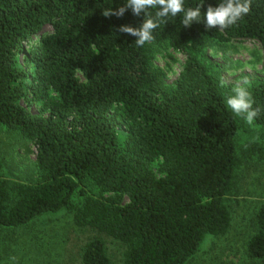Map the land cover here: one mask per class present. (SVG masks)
I'll list each match as a JSON object with an SVG mask.
<instances>
[{
	"label": "trees",
	"instance_id": "obj_1",
	"mask_svg": "<svg viewBox=\"0 0 264 264\" xmlns=\"http://www.w3.org/2000/svg\"><path fill=\"white\" fill-rule=\"evenodd\" d=\"M216 3L205 0L202 11ZM111 4L0 0V125L35 147L37 171L27 183L0 174V236L70 207L79 193L75 223L121 241L123 264H188L206 235L230 227L225 198L238 131L218 80L196 54L205 48L204 34L256 40L264 52V0H250L249 13L224 29L184 28L179 16L169 18L142 48L118 29L143 17L130 10L103 16ZM163 43L187 55L173 87L152 64L153 44ZM250 91L264 108V81ZM34 101L41 102L38 114L23 105ZM112 107L119 112L110 115ZM255 123L264 130V112ZM87 181L99 196L86 191ZM256 221L247 253L264 264V205ZM82 261L111 264L98 238L85 245Z\"/></svg>",
	"mask_w": 264,
	"mask_h": 264
},
{
	"label": "rangeland",
	"instance_id": "obj_2",
	"mask_svg": "<svg viewBox=\"0 0 264 264\" xmlns=\"http://www.w3.org/2000/svg\"><path fill=\"white\" fill-rule=\"evenodd\" d=\"M204 40L205 48L196 56L207 65L218 82L221 79L225 81L222 88L225 96L237 82L246 81L250 89L253 83L264 81V52L258 41L221 42L208 34H204ZM151 55L153 66L164 73L166 85L173 87L187 55L168 43L153 44ZM23 105L34 114L40 113L41 102H23ZM118 112L112 107L110 115ZM236 120L235 176L232 189L225 198L231 224L224 235H206L188 264H262L249 258L247 243L258 230L256 214L264 205V130L256 123L249 126L239 118ZM35 154V147L30 142L0 125V174L3 177L11 182L33 181L37 176ZM158 167L159 161L151 163V168L160 176ZM86 185L89 194L100 195L92 182L87 181ZM82 203L83 198L77 193L70 207L44 214L29 224L4 230L0 236L1 264H83L84 247L94 238L103 241L111 264H123L126 247L121 241L75 223L74 214Z\"/></svg>",
	"mask_w": 264,
	"mask_h": 264
},
{
	"label": "clouds",
	"instance_id": "obj_3",
	"mask_svg": "<svg viewBox=\"0 0 264 264\" xmlns=\"http://www.w3.org/2000/svg\"><path fill=\"white\" fill-rule=\"evenodd\" d=\"M205 0H199L195 6H186L185 0H122L113 7L106 6L103 16L123 17L131 11L135 17H143L138 26L120 25L118 31L135 37V45L139 48L154 40V32L162 23H167L169 18L180 17L184 28H189L193 23H203L206 30L228 28L235 25L250 11V0H217L215 6L209 4L206 11H202ZM221 88L225 81H219ZM224 105L230 113L253 126L257 118L264 112V108L256 104L247 82H237L224 98Z\"/></svg>",
	"mask_w": 264,
	"mask_h": 264
}]
</instances>
